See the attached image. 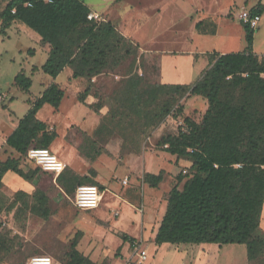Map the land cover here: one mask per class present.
Instances as JSON below:
<instances>
[{
	"label": "rangeland",
	"instance_id": "374dc122",
	"mask_svg": "<svg viewBox=\"0 0 264 264\" xmlns=\"http://www.w3.org/2000/svg\"><path fill=\"white\" fill-rule=\"evenodd\" d=\"M6 1L0 0V10ZM82 1L89 14L97 15L94 19L116 25L136 45V55L124 58L113 72L91 79L73 78L68 66L52 79L39 69L47 56L39 36L19 21L0 27V148L3 136L27 112L28 102L55 81L64 90L58 108L44 104L36 113L55 133L48 148L65 163V174L81 182L92 178L104 187L103 199L98 208L81 210L72 203V191H65L52 173L40 170L35 180L24 181L6 172L0 183V233L6 246L0 264H25L36 254L65 264L74 240L77 251L96 264H127L132 240H139L147 252L143 264H264V249L249 261L243 244H211L208 263L206 250L197 244L154 243L152 233L164 213L169 189L179 174L191 176L193 171L191 160L165 152V145L157 141L161 134L185 130L187 116L199 122L207 101L185 96L180 101L182 112L174 109L152 129L123 99L127 76L133 73L141 76L142 87L153 82H195L208 67L211 51L246 46L237 9L260 7L264 0ZM196 21L202 29L215 28L216 34L195 33ZM256 31L253 49L264 54V13ZM194 47L203 54L193 55ZM18 72L31 79L27 91L14 83ZM87 86L84 101L79 102L78 94ZM8 156L17 154L1 148L0 159ZM159 171L163 180L157 187L143 181L146 172ZM124 178L127 185L121 183ZM38 192L46 198V217L31 211ZM115 211L118 215H113ZM260 231L264 233V226Z\"/></svg>",
	"mask_w": 264,
	"mask_h": 264
},
{
	"label": "trees",
	"instance_id": "16d2710c",
	"mask_svg": "<svg viewBox=\"0 0 264 264\" xmlns=\"http://www.w3.org/2000/svg\"><path fill=\"white\" fill-rule=\"evenodd\" d=\"M251 10L259 13L261 8ZM89 12L82 0H7L0 10V27L19 21L33 30L47 50L39 69L52 79L66 66L73 78L91 79L113 72L124 58L135 56L136 45L110 21L88 19ZM243 27L245 49L210 53L208 67L191 84L153 82L142 87L140 75L127 76L123 99L152 129L174 109L182 112L180 101L185 96H200L207 101L199 122L187 116L185 130L161 134L157 141L165 145V152L191 160L193 171L191 176L179 174L169 189L153 238L156 245L243 244L249 261L264 249V233L260 231L264 201V55L252 51L253 30ZM14 83L27 91L31 79L18 72ZM88 90L89 86L78 94L79 102L84 101ZM63 96L64 90L52 81L28 102L27 112L1 146L17 156L0 159V183L8 171L24 181L37 178L42 169L27 158L26 151L31 146L48 148L55 133L36 113L44 104L58 108ZM55 180L72 193L78 184L93 183L92 178L81 182L64 171ZM162 180V171L143 175L150 187H157ZM36 200L31 211L46 217L45 195L36 193ZM2 238L0 233V252L6 249ZM65 264L96 263L77 251L74 240Z\"/></svg>",
	"mask_w": 264,
	"mask_h": 264
},
{
	"label": "built area",
	"instance_id": "2783aa9c",
	"mask_svg": "<svg viewBox=\"0 0 264 264\" xmlns=\"http://www.w3.org/2000/svg\"><path fill=\"white\" fill-rule=\"evenodd\" d=\"M97 15L88 14L87 18H96ZM237 19L246 25L249 29L254 30L260 21V15L257 12L241 6L237 9ZM26 156L33 161L43 171L52 173L54 179L64 171L65 163L59 159L49 148L31 146L26 151ZM121 183L127 184V178ZM102 190L96 184H78L73 192V205L81 210L95 209L99 206L102 199ZM118 215V212H113ZM129 254L126 258L127 264H143L147 259V252L141 247L139 240H132L128 246ZM25 264H57L49 255L36 254L30 256Z\"/></svg>",
	"mask_w": 264,
	"mask_h": 264
},
{
	"label": "crops",
	"instance_id": "0c3cea01",
	"mask_svg": "<svg viewBox=\"0 0 264 264\" xmlns=\"http://www.w3.org/2000/svg\"><path fill=\"white\" fill-rule=\"evenodd\" d=\"M84 2V1H83ZM88 6V5H87ZM88 8H89V6H88ZM252 8H258V7H251V9ZM260 8H261V10H260V12L258 13L259 15H260V19H261V17H262V15H263V13H264V4L262 3V1L260 2ZM90 9V8H89ZM260 22V21H259ZM199 23V26H196V24H198ZM242 24V23H241ZM114 26H116V25H114ZM202 26L203 25H201V22L200 21H196L195 23H194V25H193V27H194V29H195V33H197V34H202V35H215L216 34V30H215V28L213 29V27H212V29H209V30H205V29H202ZM242 26H243V24H242ZM258 26H259V23H258V25L256 26V28L253 30V38H254V36H255V34H256V29L258 28ZM243 29H244V27H243ZM255 31V32H254ZM245 33V32H244ZM123 35V34H122ZM123 36H125V35H123ZM244 37H245V34H244ZM245 47L246 46H244L242 49H239V50H237V51H242V50H244L245 49ZM237 51H231V52H237ZM252 51L256 54V55H259V56H261V55H264V54H258V53H256L255 51H254V49H253V43H252ZM212 52H214V50L213 51H211L210 53H212ZM216 52H218V53H228V52H226V51H216ZM203 54V52H197V47H194V49H193V55H196V54ZM201 72V71H200ZM200 74V73H199ZM48 86V85H47ZM46 86V87H47ZM46 87H44V89L46 88ZM43 89V90H44ZM42 90V91H43ZM42 91L39 93V95L42 93ZM38 95V96H39ZM194 96V95H193ZM196 97V96H195ZM18 123V122H17ZM17 123H15L14 125H13V128L5 135V136H3V138H2V142H4V139L6 138V136L15 128V126L17 125ZM92 184H96V185H99L98 183H96L95 181H93V183ZM123 185V184H122ZM124 185H127V184H124ZM102 187V186H101ZM101 190H102V192L104 191V187H102L101 188ZM102 199H103V193H102ZM102 199H101V201H102ZM99 207V206H98ZM97 207V208H98ZM96 209V208H95ZM158 225L159 224H157V226H156V228H155V230L153 231V233H152V237L154 238V235H155V232H156V230H157V227H158ZM260 225L263 227L264 226V201H263V207H262V214H261V221H260ZM163 244V243H162ZM211 244H214V243H201V244H197L198 245V247L200 248V249H205L206 251H205V253L203 254L204 255V262L206 261V262H208V263H210V261L211 260H208V258H207V255H209L210 254V249H212L211 247H214V246H212ZM161 245V244H160ZM206 245V246H205ZM216 245H218V244H216ZM218 246H220V245H218ZM196 247V246H195ZM246 251V250H245ZM203 257V256H202ZM211 257V256H210ZM200 258V257H199ZM211 259V258H210ZM147 260V259H146ZM190 264H195V261H193L192 263H190Z\"/></svg>",
	"mask_w": 264,
	"mask_h": 264
}]
</instances>
